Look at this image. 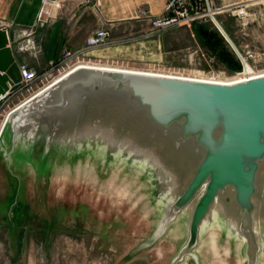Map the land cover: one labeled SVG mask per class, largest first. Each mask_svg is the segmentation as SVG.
Listing matches in <instances>:
<instances>
[{
  "label": "water",
  "instance_id": "1",
  "mask_svg": "<svg viewBox=\"0 0 264 264\" xmlns=\"http://www.w3.org/2000/svg\"><path fill=\"white\" fill-rule=\"evenodd\" d=\"M7 43L0 30V93L20 80ZM84 164L99 178L135 177L147 195L153 223L126 260L179 224L166 264H204L207 239L230 255L239 244L241 264L263 263L264 73L219 82L77 65L7 112L0 194L12 196L25 179L48 196L57 167L70 178Z\"/></svg>",
  "mask_w": 264,
  "mask_h": 264
},
{
  "label": "rangeland",
  "instance_id": "2",
  "mask_svg": "<svg viewBox=\"0 0 264 264\" xmlns=\"http://www.w3.org/2000/svg\"><path fill=\"white\" fill-rule=\"evenodd\" d=\"M241 1L247 3L246 9L252 18L244 29L240 30L229 13L220 14L217 20L221 25L230 23V32L222 27L238 49H250L257 54L255 67L245 64L250 72H264V0ZM203 24L217 30L211 22ZM181 31L174 29L155 37L164 42L169 51L167 59L172 63H150L154 64L150 66L164 69L156 70L159 73L180 69L184 71L175 74L221 80L235 78L236 69L227 67L218 57L210 65L198 59L197 47L207 48L195 36L197 43L191 37L187 42ZM222 39L224 49L237 61L230 44ZM146 47L137 57H159L158 43ZM64 167L68 169L67 166L56 168L54 179L48 185L51 191L48 196L40 189L38 180L30 187L25 179L15 182L14 196L7 193L10 196L3 202L7 205V214L1 216L0 222V264H166L181 234L179 224L155 246L136 252L126 260L128 253L149 234L153 223V210L135 177L113 171L99 178L92 166L84 164L72 167L69 178ZM217 246L211 239L203 243L204 264H241L236 258L239 244L231 248L234 252L231 255Z\"/></svg>",
  "mask_w": 264,
  "mask_h": 264
},
{
  "label": "crops",
  "instance_id": "3",
  "mask_svg": "<svg viewBox=\"0 0 264 264\" xmlns=\"http://www.w3.org/2000/svg\"><path fill=\"white\" fill-rule=\"evenodd\" d=\"M48 1L50 4L46 6L44 17L38 21L37 16L40 11L41 0H0V20L2 23L10 24L4 33L8 39L7 45L12 47L17 64L24 62L29 67L40 70L48 62L58 57L62 47H79L85 38L101 25L109 31V39L112 42L88 52L87 58L89 60L101 63L116 61L123 65L133 66L136 70H144L141 68L146 65H154L150 63L161 65L171 62L169 58L167 59L169 51L163 41L155 38L157 35L145 39L138 37L120 40L122 37L135 35L139 31L147 29V24L136 18L139 9L146 8L153 15H159L163 12L166 0ZM236 1L241 0H222L223 3ZM231 16L236 21V25H240V30L244 29L241 26V18L235 13H232ZM223 27L230 32V23L226 22ZM174 29H181V33L186 35L187 42L190 41V37L193 38L187 28ZM29 32L31 33L30 37L40 41L42 47V51L37 57H34L30 52L20 50L17 45L29 37ZM193 39L196 42V39ZM157 43L160 51L158 58L137 57V53L141 49L147 50V45L156 46ZM84 63L110 66L91 62ZM6 198V195L0 194V222L2 221L1 216L7 214L5 208L7 205L3 203ZM1 207L5 210H2Z\"/></svg>",
  "mask_w": 264,
  "mask_h": 264
},
{
  "label": "built area",
  "instance_id": "4",
  "mask_svg": "<svg viewBox=\"0 0 264 264\" xmlns=\"http://www.w3.org/2000/svg\"><path fill=\"white\" fill-rule=\"evenodd\" d=\"M48 4H50L48 0H41V7L37 16L38 21L43 19L44 14L46 13V6ZM246 8L247 3L244 1L223 3L222 0H166L163 12L159 15H153L146 8L139 9L136 13V18L142 22H145L147 24V29L145 31H139V33L135 35L122 37L120 40L138 37L142 39L150 38L174 28H187L189 29L191 36L194 37V24L211 22L214 26H218V24L222 26L217 19H219L220 14L225 13H229L231 15L232 13H235L241 18V26L245 28L250 22H252V18H250L249 12ZM9 25V23H2L0 20L1 31L7 30ZM30 34L31 33L29 32V37L24 41L19 42L17 45L19 46L20 50L30 52L34 57H37L41 53L42 47L40 41L31 38ZM109 36V31L103 25H101L94 29L79 47H62L58 57L55 60L48 62L47 65L42 67L40 70L33 69L24 62L19 63L18 72L20 80L18 85L14 89L11 85H9L7 90H5L3 93H0V127L7 112L11 108L18 105L26 98L77 65H82L84 62H91L97 64H107L110 66H127L116 61L101 63L99 61H91L87 58L88 52H90L92 49L106 46L112 42L109 39ZM236 48L232 47L236 54L237 60L241 64V69L235 71L233 75H240L244 70L245 62H249L251 66L255 67L254 61H256L257 54L250 49L240 50ZM195 53H197L198 59L205 60V62H207L209 65L210 63H214L213 61L216 58L215 55L208 49H200V47H197ZM141 69L164 70L150 65H146ZM172 70L174 72L184 71L180 69ZM207 74H209V72ZM210 79L214 80L213 78Z\"/></svg>",
  "mask_w": 264,
  "mask_h": 264
},
{
  "label": "trees",
  "instance_id": "5",
  "mask_svg": "<svg viewBox=\"0 0 264 264\" xmlns=\"http://www.w3.org/2000/svg\"><path fill=\"white\" fill-rule=\"evenodd\" d=\"M193 32L195 37L198 40H201L203 46L209 49V51L212 52L216 57H218V59L224 61L227 67L230 66L232 69H236V71L241 69V64L239 63V61L233 59V57H231L227 50L224 49L225 43L222 39L223 37L217 30H212L210 27H208L207 25L205 26V24L203 23H196L193 26Z\"/></svg>",
  "mask_w": 264,
  "mask_h": 264
},
{
  "label": "bare ground",
  "instance_id": "6",
  "mask_svg": "<svg viewBox=\"0 0 264 264\" xmlns=\"http://www.w3.org/2000/svg\"><path fill=\"white\" fill-rule=\"evenodd\" d=\"M235 46V45H234ZM236 48V47H235ZM237 49V48H236ZM238 51V50H237ZM239 52V51H238ZM246 63H249V62H245ZM82 65H94V66H102V65H96V64H89V63H83ZM104 67H113V68H126V69H131V70H135V68L133 67H128V66H118V65H115V66H104ZM245 68V71L243 70L242 74L240 75H233L235 76V78H230V79H227V80H221V79H218V78H213L214 80L213 81H219V82H229V81H234V80H239V79H244V78H247V77H251V76H254V75H257V74H263L264 72H253L251 73V69L249 68L248 65H245L244 66ZM142 71H149V72H155V73H159L158 71L156 70H152V69H144ZM174 72V71H173ZM160 73H163V74H172V72H160ZM175 73H178V72H174L173 74L175 75ZM181 76V75H180ZM196 76V75H195ZM210 76H213V75H210ZM184 77H190V76H184ZM200 77V79H208V80H211L209 78H202L203 76H196V77H193V78H198ZM215 77V76H213Z\"/></svg>",
  "mask_w": 264,
  "mask_h": 264
}]
</instances>
